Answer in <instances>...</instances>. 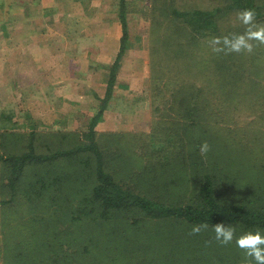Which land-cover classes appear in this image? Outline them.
Instances as JSON below:
<instances>
[{
	"label": "rangeland",
	"instance_id": "1",
	"mask_svg": "<svg viewBox=\"0 0 264 264\" xmlns=\"http://www.w3.org/2000/svg\"><path fill=\"white\" fill-rule=\"evenodd\" d=\"M11 1L17 4V0ZM127 1L131 47L124 56L123 68L119 69L124 73L119 81L125 87L119 88L121 84L117 83L115 96L108 102L110 108H118V114H103L96 127V140L106 171L123 184L167 204L191 199L196 202L198 189L207 175L215 179L217 189L226 198L260 199L264 203V182L261 184L262 178L258 177L260 172L264 173V126L253 123L248 132L240 134L229 131L216 119L204 121L201 126L184 124V115L179 113L180 107H176L181 94L174 91L176 80L186 81L180 85L195 81L198 86L206 81V74L184 65L192 57L193 60L196 58V51L186 56L185 52L191 51L186 50L184 43L188 40L186 32L177 28L178 22L173 17L170 19L171 13L167 17L159 8H167L170 12L172 7L182 11L223 7L219 13L218 37L209 39L218 52L221 68L212 64L207 71L214 86H222V90L219 87L220 95H223L222 91L237 94L260 91L261 87L247 89L253 81L264 83V53L260 52L264 51V43L249 41L253 46L251 52L225 49L223 39L245 34L248 26L238 19L239 13L225 9L226 5L219 0H159L158 17L149 12L150 0ZM8 2L0 0V44L7 39L1 29L2 23L11 22L12 6ZM256 2L261 5L259 10L263 15L255 24L264 27V0ZM21 6L19 3L16 7L18 11ZM153 23L157 25L152 35ZM110 25L112 43L109 47L114 53L120 44L115 39L121 38L123 32L120 22L116 26V22L111 21ZM179 36L182 37L179 39ZM216 38L220 39L219 44L213 43ZM88 41L98 45V33L95 32L93 38L89 36ZM166 50L172 53L170 57H166ZM79 52L83 53L85 49ZM209 52L203 47L197 55L201 57ZM17 54L18 50L14 60L1 67L4 73L0 75V155H20L29 150L31 143L37 154L52 156L64 152V155L88 143L90 120L101 106L97 92L90 91L87 106H77L76 102L70 101L62 108H55L51 106L54 94L44 87L52 82H44L42 90L34 91L42 98L28 97L26 92L31 91H23L19 60L22 55L18 57ZM16 60L18 65L14 66ZM179 65L181 74L177 70ZM102 71L95 70L94 78L102 76ZM128 75L135 76V81L130 82ZM44 76L50 78L49 73ZM96 84L99 89L100 82L96 81ZM204 143L208 145V152L202 155L200 146ZM80 154L79 158L61 156L45 163L27 165L18 187L20 195L10 204L0 206V239L4 231L20 228L25 240L24 253L35 254H28L22 264H54L57 254L73 252L69 246L72 242H76L78 250L83 243L80 251L88 252L78 256L80 264H193L196 253H241L235 244L232 248L235 241L220 244L215 239L213 227L203 226L195 233L192 231L195 225L144 219L137 212L111 211L105 216L102 207L91 204L89 199L86 204L98 208L81 220H72L70 207L86 196L92 197L96 183L95 157L88 165L81 160L94 155L90 152ZM55 176L58 178L56 184L44 195L34 190L41 184H34L38 179L52 180ZM10 193L4 186V190L0 189V200L9 199ZM72 231L80 232L72 234ZM93 232L95 237L90 236ZM76 233L80 234L76 236ZM90 237L95 240L92 245L87 241ZM2 245L0 242V253L4 251ZM103 246L107 247L106 251H102ZM8 253L21 251L13 249ZM168 253H180L183 259L176 260V255L168 256ZM188 257L192 259L186 261ZM59 260L62 264H70L67 258Z\"/></svg>",
	"mask_w": 264,
	"mask_h": 264
},
{
	"label": "trees",
	"instance_id": "2",
	"mask_svg": "<svg viewBox=\"0 0 264 264\" xmlns=\"http://www.w3.org/2000/svg\"><path fill=\"white\" fill-rule=\"evenodd\" d=\"M219 1L222 5H226L225 9L233 10L236 13H240L246 9L252 10L255 13V22H259L263 15L259 10V6L261 5H259L256 0ZM150 2L151 7H149V12L153 17H158L157 9L159 0H150ZM127 5V0L119 1L118 15L123 32L120 38V49L114 63L111 64L109 68L110 72L106 96L101 98L100 110L92 116L90 120L88 131L90 141L72 149L64 155H62L64 152H59L52 156L37 154L33 143L29 145V150L27 152L20 155H0V189L4 190V186H7L11 191L9 199L3 198L0 200V206L3 204H10L20 195L18 187L22 182L23 172L27 165L45 163L61 156L79 158L81 157L80 153L90 152L94 156H90L88 159L81 158V160L82 163L88 165L90 164V159L95 157L97 163L96 171L94 172L96 183L92 189V197L86 196L82 200H79L74 207H70L71 217L74 221L81 220L85 215L87 216L98 208L93 206L90 207L86 204V201L89 199L91 204L97 203V206L102 207L101 211L103 210L105 216L109 215L111 211H126L127 213L137 212L136 214H142L144 219L147 218L149 220L159 221L174 220L177 223L187 225L213 227V225L217 223H223L225 227H234L236 233L238 232V235L236 234L237 236L247 231L260 230L264 232V203L261 202L260 199H229L222 196L216 187L215 179L211 175L206 176L203 184H201V187L198 189L199 196L195 197L197 198L196 202L191 199L187 202L167 204L163 200H156L144 193L136 191L125 183L123 184V181L120 182L116 176L106 171L101 148L96 140V127L102 120L104 110L107 108L108 102L113 96L117 84L118 71L122 66V60L129 47H131L129 43L130 36L128 32ZM217 6L218 7H213L212 9H195L193 11H182L172 7L170 12L167 11V8H159L162 14L165 13L166 16L171 13L170 19L172 20L173 17L177 20V28L186 32L188 40L184 41V43L187 45L186 50H191L185 52L186 56L194 54L196 51V58L193 60L192 57L190 61L187 60L184 65L188 68H197V70L203 72L204 75L206 74V81L198 86L195 81L180 85L186 81H181L180 79L176 80L174 91L181 92L177 99L178 103L176 101V107H180L178 111L184 115V124L187 123L189 126L197 124V126H201V123L204 121L216 119L222 123V126L229 128V131H237L236 133L242 134L248 132V129L251 127L250 125L253 123H255L254 126H264V83L257 80L249 85L250 87L247 90L261 87L260 91L255 90V93H253V91H245L237 94L235 92L231 93L232 91L229 93L222 91L223 95L218 94L220 86H214V82L210 79V75L207 72L212 64H214L217 69L221 68L218 64V52L210 44L209 40L210 38L218 37L219 34V13H221L223 7L220 5ZM141 11L146 13L144 9ZM156 25L151 30L152 35ZM181 37L182 36H179V39ZM168 38L171 39L170 37ZM195 46H198L197 50L194 49ZM203 47L208 51L210 50V52L208 54L204 53L199 57L197 51L200 53V49H203ZM260 52H262V54L264 53V51ZM171 55L172 53L167 51L166 57H170ZM177 70L179 74L182 73L180 65ZM220 90H222V86ZM178 92L175 94H178ZM187 120H189V123ZM254 172L255 171H253V174ZM258 177L262 178V184L264 182V173L260 172ZM57 180L58 178L56 176L53 177L52 180L38 179L34 184H38L37 182H41V184L34 190H36L39 195H44L48 189L56 184ZM101 217H103L102 214ZM22 232L20 228L14 231L10 229L3 232L2 238L0 239L4 247V251L0 253L2 264H22L23 258L25 259L28 254H33L35 256L34 253H24L23 248L25 246V240L23 238L24 235L21 234ZM75 232L80 231H72V234H75ZM78 234L80 233H76V236H78ZM94 235L93 232L90 236ZM195 239L196 238H194V240ZM87 241L89 245L95 243L93 237H90V240L88 239ZM167 241L172 242V240ZM60 243L61 241L57 242V244ZM82 244L83 243H80L78 250L76 242L70 243L69 246L73 248V250H71L73 252L68 251V253H61L59 256L57 254V259L54 260V264H62L59 259L63 260L65 258L70 261V264H77V260L80 264L78 256L88 253L86 252L87 250L80 251ZM180 244L182 243L180 242ZM234 244L235 242L232 248ZM60 245L61 249H63V245ZM164 245L163 243L162 246ZM52 246L53 243L49 248ZM95 246L97 247L98 245L96 244ZM13 249L14 251L19 249L21 253H8L9 250ZM106 250L107 247L103 246L102 251ZM240 251L241 253H196V259L193 264H254L251 257L244 256V250L240 249ZM169 254H173V256L176 255L178 257L176 260L183 259L180 253H168V256ZM192 258L188 257L186 261ZM209 259L213 260L214 263Z\"/></svg>",
	"mask_w": 264,
	"mask_h": 264
},
{
	"label": "crops",
	"instance_id": "3",
	"mask_svg": "<svg viewBox=\"0 0 264 264\" xmlns=\"http://www.w3.org/2000/svg\"><path fill=\"white\" fill-rule=\"evenodd\" d=\"M119 1L17 0V4H13L14 1L9 0V6H12L11 22L7 20L1 25L7 39L0 44V75L4 73L1 67L14 60L18 50L17 56L22 55L19 60L24 81L23 91H31L26 92L28 97L42 98L41 94L34 91L37 88L42 90V83L52 82L53 84H45L44 87L54 94L51 106L55 108H62L70 104V101L76 102L77 106H87L92 90L97 92V97L104 98L109 68L120 49L119 44L116 52L110 51V22L119 25ZM18 2L22 5L19 11L16 8ZM95 32L99 35L98 45L95 44L97 47L88 41V37L93 38ZM118 41L120 42V37L115 39V42ZM82 49H85V52L80 53L79 50ZM17 65L18 60L14 66ZM97 69L103 70L102 76H98L99 79L93 76ZM46 73L50 74V78L44 76ZM122 74L123 71L118 72L117 83H120ZM128 76L129 81L133 82L135 76ZM96 81L100 82L99 89L96 87ZM120 84L119 88L125 87H122L123 83ZM46 96L49 97L48 94ZM109 104L104 114H118V108H110Z\"/></svg>",
	"mask_w": 264,
	"mask_h": 264
},
{
	"label": "clouds",
	"instance_id": "4",
	"mask_svg": "<svg viewBox=\"0 0 264 264\" xmlns=\"http://www.w3.org/2000/svg\"><path fill=\"white\" fill-rule=\"evenodd\" d=\"M255 13L252 10H244L238 14V19L248 28L245 34L236 35L232 38L225 37L223 45L225 49L234 52L246 50L252 51V44L249 41L255 40L264 43V27H258L254 21ZM255 29V30H253ZM219 38L214 39L213 43L219 44ZM201 154L208 152V145L204 143L200 146ZM203 226H196L192 229L193 232L198 233ZM215 232V239L223 245H227L235 241L236 247L244 250L246 257H251L254 264H264V232L260 230L247 231L239 236L236 235L234 227H225L223 223L213 225Z\"/></svg>",
	"mask_w": 264,
	"mask_h": 264
}]
</instances>
